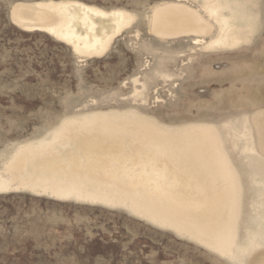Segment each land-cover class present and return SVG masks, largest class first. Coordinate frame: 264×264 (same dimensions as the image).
<instances>
[{"label":"rangeland","instance_id":"rangeland-1","mask_svg":"<svg viewBox=\"0 0 264 264\" xmlns=\"http://www.w3.org/2000/svg\"><path fill=\"white\" fill-rule=\"evenodd\" d=\"M41 1L0 0V161L72 115L131 111L172 130L210 125L239 182L235 257L194 239L210 241L205 225L220 227L231 210L220 183L212 185L201 170L192 184L170 176L153 180L169 200L184 204L207 194L208 208L179 214L180 232L132 212L129 206L169 223V208L140 196L117 198L127 207L27 190L0 194V264H264V0H217L228 4L221 14L230 17L240 42L212 49L205 47L219 29L205 5L213 0H184L208 19L210 33L174 39L156 37L148 19L154 6L175 0H51L135 16L106 51L91 57L12 23V5ZM93 21L105 32L112 28L110 18ZM164 136L169 144L177 139L173 131ZM167 163L171 174L181 166L171 158ZM125 169L132 175L140 168ZM176 185L182 190L174 196Z\"/></svg>","mask_w":264,"mask_h":264},{"label":"bare ground","instance_id":"bare-ground-1","mask_svg":"<svg viewBox=\"0 0 264 264\" xmlns=\"http://www.w3.org/2000/svg\"><path fill=\"white\" fill-rule=\"evenodd\" d=\"M185 3L175 0L152 8L148 21L156 37L174 39L210 33L212 26L208 19ZM223 9H229L226 2L213 0L205 5L208 18L213 19L219 29L217 37L205 48H228L240 42L239 36L230 30V17H222ZM166 13L169 26L163 27L161 22ZM10 18L21 30L50 34L69 45L74 53L91 57L106 51L111 40L127 29L135 16L125 10L104 11L74 1L44 0L15 3L10 9ZM93 18H110L111 30L105 32L98 28ZM169 131L177 136L171 144L164 136ZM168 158L172 159V165H181L175 173L169 172ZM127 164L129 170L140 169L129 175L125 169ZM201 170L210 177L212 185L220 183L231 210L220 227L205 225L210 241L194 239L212 251L234 259L232 246L239 182L215 128L210 125L194 124L172 130L131 111H96L68 116L45 137L19 145L9 157L3 155L0 194L27 190L58 198L74 197L124 206H127L125 200L117 198L140 196L152 203L160 201L171 210V219L166 220L169 223L159 221L150 216L149 211L139 212L127 206L132 212L180 232L183 226L179 223V214L190 208H208L209 201L204 198L207 194L199 195V203L184 204L178 199L169 200L163 189L154 187L153 180L157 175L170 176L184 184H192ZM181 190L182 187L176 185L173 195L177 196ZM215 193L221 205L219 192Z\"/></svg>","mask_w":264,"mask_h":264}]
</instances>
